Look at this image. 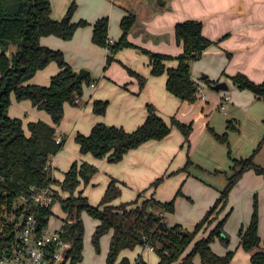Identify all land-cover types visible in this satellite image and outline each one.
Wrapping results in <instances>:
<instances>
[{
  "label": "trees",
  "instance_id": "16d2710c",
  "mask_svg": "<svg viewBox=\"0 0 264 264\" xmlns=\"http://www.w3.org/2000/svg\"><path fill=\"white\" fill-rule=\"evenodd\" d=\"M3 3L0 4V44L11 40L19 45V50L13 56V62L3 54L0 57L2 82L0 85V198L5 202L9 198L8 205L14 198L21 194H29L34 191L57 184L63 191L69 192L64 197L57 190V202L67 213L63 219L61 237L70 241L71 246L66 250L64 264H78L84 257L85 223L82 213L88 212L99 220L93 233V242L99 249L102 236L112 231L110 248L107 256L108 264H115L124 249L136 246H151L159 255L160 260L156 264H195L194 257L199 254L202 264H230L234 250L226 254H218L211 243L220 238L229 242V237L224 235V226L232 209L220 218V214L226 209L229 196L234 186L243 174L253 169L258 174H264V166L256 161V155L264 145V137L258 147L248 157L236 158L232 156L230 147V130H238L236 122L228 120L227 130L219 133L210 127L214 137L228 147V154L232 159L233 174L229 176L228 183L220 192V195L203 217L192 228L188 229L182 224L171 225L166 220L167 212H174L175 200L182 193V186L177 194L170 200L162 201L153 195L159 185L167 176L175 171L163 174L152 181L148 188H152L153 195L144 198L143 190L138 193L136 199L122 201L114 204V201L122 195L121 184L125 182L112 178L104 195L98 204L90 202L81 185H88L98 172V167L88 161H74L65 172V178L59 180L54 177L51 170L46 169L49 159L57 154L64 146L66 136H62L60 142L57 125L61 123L65 115V104H79L77 96L84 91V83L90 84L92 76L89 73L78 83L72 84L76 79V70L65 57L61 49L42 45L41 38L46 35H56L63 39H71L80 26L89 24L85 19L73 21L72 17L77 7L74 1L61 19L52 17L51 0H20V8L15 13H9ZM138 22V14L133 8L121 20L122 35L113 44L109 42L110 18L103 16L96 20L93 26L92 39L95 43L107 47V64L109 66L116 60V53L126 47H140L133 43L129 36L133 27ZM176 38L183 45V52L177 57L178 65L168 67L166 60L172 59L170 54L153 52L141 48L150 56L152 74H168L167 88L182 100L194 102L197 99V80L192 76V63L199 59L203 51L213 43L203 33V23L199 20H185L175 26ZM51 61H56L59 71L51 77L48 85L31 83L29 80L36 72L46 67ZM132 75L138 77L140 89L146 84L147 77L138 74L132 68L126 66ZM241 89H249L255 96L264 101V81L256 82L243 72H237L229 76ZM209 84L212 81L205 78ZM17 100L29 99L39 109L50 114L53 124L44 120H33L25 127L21 117H13L9 114L12 103L11 95ZM107 100H95L94 111L104 114L108 107ZM148 116L145 121L134 130H127L123 126L108 125L97 122L89 134L78 133L76 141L83 153H92L98 158H107L110 161H119L131 149L139 147L148 140H160L172 131L173 126L178 127L188 147L187 163L178 171H188L194 164L189 154L190 135L193 131V122L185 123L175 115L169 121L158 114L153 104H148ZM158 211L162 212L159 213ZM53 206L43 207L37 210L38 231L41 232L48 226ZM215 226L206 236L197 238L198 234L206 230L211 224ZM260 212L259 201L255 198L254 211L247 226L239 229L241 237L240 245L247 251H252L251 260L254 264H264V247L259 234ZM15 234L11 227L0 234V252L6 246H12ZM192 248L188 251L189 247ZM57 245L52 243L50 250L55 252ZM118 264H151L142 255L135 261L124 256Z\"/></svg>",
  "mask_w": 264,
  "mask_h": 264
},
{
  "label": "crops",
  "instance_id": "0c3cea01",
  "mask_svg": "<svg viewBox=\"0 0 264 264\" xmlns=\"http://www.w3.org/2000/svg\"><path fill=\"white\" fill-rule=\"evenodd\" d=\"M74 1L77 7L72 17L73 21L85 19L89 24L80 26L74 36L68 40L56 35H46L41 38L42 45L61 49L68 62L76 70L85 68L92 76L90 84L84 83V91L80 96L79 104L67 102L64 118L56 126L58 135H65L66 140L63 148L53 155L54 176L63 180L65 172L76 160L93 163L98 167V172L90 184L81 185L79 189L83 190L91 203L98 204L112 178H117L126 183L121 184L122 195L114 201V204H119L126 198L138 196V193L145 189L140 202L144 198L152 196L153 189L148 188L152 181L163 174L175 171L174 174L165 178V182L157 188L153 195L157 199L167 201L169 196L164 193L167 190L166 185L170 183L171 186L175 182L172 190H177L182 181V175L187 176L188 174V179H184V181L186 180V186H184L186 194L201 196L198 209H193V211H197L196 216L188 222V218L176 213L178 205L174 212H167L165 215L171 225L183 224L192 229L218 198L221 189L212 184L200 182L188 171H178L188 160L185 137L178 127L174 126L170 134L163 139L148 140L139 147L128 151L121 160L113 162L107 158H98L92 153H83L76 141V135L78 133L89 134L97 122L123 126L129 131L134 130L147 118L148 104H153L158 114L167 121L175 115L185 123L193 122L189 149V154L193 157L195 150L202 147L203 141L211 142L212 146L218 148L219 146L213 142L215 140L227 147L226 144L214 137L210 127L219 133L221 130L226 131L228 120L231 119L238 126V130H230L232 134L240 131L244 120L250 119V117L258 119L264 125V101L258 99L253 91L239 88L229 77L237 72H243L256 82L264 81V0H51L52 17L63 18ZM130 8L137 12L138 22L133 27L129 38L140 47L120 49L116 53V60L106 67L108 48L93 41L94 23L97 19L108 16L110 18L109 36L117 41L122 35L121 20ZM190 19L201 21L204 35L213 41L203 51L201 57L192 63L193 78L202 80L206 85V97L197 98L194 102L182 100L172 94L167 88L168 74H152L150 56L141 49L145 48L153 52L172 55L173 58L166 60V64L168 67H176L178 65L177 57L183 52V45L177 41L175 26L179 22ZM126 66L147 77L146 84L141 89L138 77L132 75ZM58 71V63L51 61L46 67L38 70L29 82L48 85L51 77ZM203 74H207L208 79L212 81H226L229 89H212L207 80L203 78ZM93 82H96V86L92 85ZM226 93H229L231 98L226 103V109L223 110L220 104ZM11 98L9 114L13 117H21L25 127L30 121L40 119L53 124L50 114L39 109L31 100H17L14 94L11 95ZM95 100L109 102L104 114L94 111ZM218 111L219 113H216ZM220 111L225 116L224 118L220 115ZM232 156L234 157V155ZM229 158L232 161L230 156ZM256 161L260 164L264 163V146L257 153ZM195 162L198 161L195 160ZM229 167L232 168V164H229ZM61 172H64V175ZM256 174L253 169L243 174L230 193L231 202L220 214L222 218L229 209H232V216L230 215V219L224 226L230 232L234 233L237 229L239 230L243 219L249 222L252 213V209H248L245 217H240L234 222L231 221L237 213L236 210L234 211L235 207L232 206L234 191L237 190L239 193L246 186L248 188L251 186L252 191L258 188L260 194H264V182L261 178L258 182L255 181V184L247 185L245 183L248 179L258 178ZM100 186L102 187L101 192H95L96 189H100ZM54 188L64 197L69 195V192L63 191L57 184H54ZM263 194L259 226L262 247H264ZM184 202L185 200L182 201V204ZM56 205L60 206V214L57 213L59 218L54 217L55 213L51 215L48 226L52 230L61 229L63 219L67 216L60 202L53 205V212L58 208L55 207ZM82 215L86 222L87 217H90L94 232L99 220L86 211ZM215 223L201 231L197 238L206 236ZM112 233L110 231L102 236V238L105 235L109 236V248ZM217 239L211 243L214 251L224 255L229 250H235L230 264H239L238 254L242 251L240 248H243L240 245V235L237 237L238 241L236 239L227 250L220 242H216ZM192 246L193 244L188 251ZM243 250L245 252H241L242 255L254 264L251 260L252 251H246L244 248ZM138 255H142L151 264H156L160 260L159 255L151 246H136L124 249L115 264H118L124 256L135 261ZM105 256L101 255L94 260L93 264H105L108 253L106 258ZM182 261L183 258L174 264ZM80 263L81 261L78 264ZM194 263L202 264L199 254L194 257Z\"/></svg>",
  "mask_w": 264,
  "mask_h": 264
},
{
  "label": "rangeland",
  "instance_id": "374dc122",
  "mask_svg": "<svg viewBox=\"0 0 264 264\" xmlns=\"http://www.w3.org/2000/svg\"><path fill=\"white\" fill-rule=\"evenodd\" d=\"M17 47L18 46L16 45V48ZM220 112H221L220 115L223 116L222 111ZM216 113H219V111ZM224 117L225 116H223V118ZM219 129H223V128H219ZM223 131L224 130H221L220 133H222ZM230 135L232 136V138ZM229 137H230V142H231L230 147H231L232 155H234V157L236 158L248 157L254 152V150L258 147L259 143L263 139L264 125L260 123V121H258V119L254 117H250V119L246 118L244 120L243 126L240 128V131H237L232 134L229 132ZM213 142H215L216 146H219V147L217 148V147L212 146L211 142L206 143L205 141H203L202 147L195 150L193 157L190 156L195 164H192L189 166L188 172L191 173V176L193 175L198 180H200V182L205 183V184H212L213 186L220 188L222 191L228 183L229 176L233 174V169L229 167V164H232V161L230 160L229 155H228V147L216 142L215 140H213ZM194 159L197 160L198 162H195ZM197 164H199L200 166H198ZM262 164L264 166V163H261V165ZM217 169L219 170L217 171ZM61 174L64 175V172H61ZM256 175L258 176V178L248 179L245 181V183L247 185L249 183L255 184V181L258 182L259 178H261V180H263L264 182V174L257 173ZM187 176H185L184 174L182 175V181H181L182 184L180 183L177 187L178 188L177 190H179V188L182 186V193L177 195L176 200H175V204H176L175 206L178 205V211L176 213H178L179 216L188 218V222H190L192 221L194 216H196L197 211H193V209L195 208L198 209L199 198L201 196L200 195L197 196L196 194L194 196L186 194L185 192L186 188L184 187L186 186L185 185L186 180L184 181V179L185 178L188 179ZM165 180L162 183H164ZM173 186H175V182H173L171 186H170V183H168L166 185L167 190L164 191L165 195L169 196L168 198L169 200L172 199L178 192L177 190H174V191L172 190ZM99 188L100 189H96L95 192L100 193L102 190V187L100 186ZM250 188L251 186L249 188L246 186L239 193L237 190L234 191V195H233L234 200L232 202L233 203L232 206L235 207L234 211L236 210L237 213H236V216L231 219V221L234 222L235 220H238V218L240 217L241 218L245 217L246 211L248 209H252V213H251V216H252L253 211H254V202H255L256 197L258 198V201H259V212H261V199H263V196H262L263 193L260 194V190H258V188L253 191ZM136 196L134 195L133 197L126 198L123 201H131L133 199H136L137 198ZM177 198H178V201H177ZM183 200H185V202L182 204ZM92 202H94V200H92ZM229 202H231L230 196H229ZM55 207H58V205H56ZM54 213H55L54 217L59 216L58 214H60V206L57 208V210H55ZM231 216H229L228 219H230ZM87 218H88L87 222L84 221L85 223L84 257H83V261H81L80 264H93L94 260L99 258L101 255L105 256L106 254L107 256L108 248H109V236L107 235L101 238L99 249L95 246L93 242V236H92V233H94L92 230V220L89 219L90 217H87ZM249 222H247L246 219H243L240 227L242 225L247 226ZM182 226L184 225L182 224ZM184 227L188 228L186 226ZM188 229H191V228H188ZM224 232H225L224 235H227L229 237V242L227 243L226 241H223L219 238L217 239L216 242H220V244L223 245L224 248L227 250V248L230 247L232 243L237 239L239 235V230L237 229L233 233V232H230L228 229H225L224 227ZM236 241H238V239ZM240 249H242L241 252H245L243 248H240ZM241 252L238 254L239 256L238 263L239 264H252L250 259L247 260L242 255ZM105 264H108L107 261H105Z\"/></svg>",
  "mask_w": 264,
  "mask_h": 264
},
{
  "label": "built area",
  "instance_id": "2783aa9c",
  "mask_svg": "<svg viewBox=\"0 0 264 264\" xmlns=\"http://www.w3.org/2000/svg\"><path fill=\"white\" fill-rule=\"evenodd\" d=\"M109 42L113 44L115 40L110 38ZM92 85L96 86V82ZM205 88L202 80H197V98L206 97ZM230 98L229 93L223 95L220 104L223 110L226 109ZM79 101L80 96H77L76 102ZM56 139L60 142L62 136L58 135ZM52 159L53 156L49 159L46 169L51 170L54 176ZM31 189L33 192L18 195L10 205L9 198L5 202L0 198V234L5 233L9 227L15 234L12 246H6L0 252V264H64L67 259L66 250L71 246V242L62 239L63 228L52 230L47 226L41 232L38 231L37 210L51 207L57 202L54 184L37 191H34V187ZM52 243L58 246L55 252L50 250Z\"/></svg>",
  "mask_w": 264,
  "mask_h": 264
},
{
  "label": "water",
  "instance_id": "95a60500",
  "mask_svg": "<svg viewBox=\"0 0 264 264\" xmlns=\"http://www.w3.org/2000/svg\"><path fill=\"white\" fill-rule=\"evenodd\" d=\"M1 3L4 4V8L9 12V13H15L18 11L20 8V0H0ZM18 46L16 48V45ZM19 50V45L17 43H14L13 41L9 40L5 44H0V57L1 55L5 54L10 58L11 63L13 62V56L14 54ZM89 74V71L85 68H81L77 74L76 79L72 82V84L78 83L81 79L86 77ZM4 75L2 74L1 71V66H0V85L2 82V77ZM203 78H208L207 74H203ZM209 86L212 89L215 90H228L229 85L226 81H219L216 83H211Z\"/></svg>",
  "mask_w": 264,
  "mask_h": 264
},
{
  "label": "flooded vegetation",
  "instance_id": "af4514ba",
  "mask_svg": "<svg viewBox=\"0 0 264 264\" xmlns=\"http://www.w3.org/2000/svg\"><path fill=\"white\" fill-rule=\"evenodd\" d=\"M0 4H1V2H0ZM2 5H4V4H2ZM0 13L2 14V13H3V11H0Z\"/></svg>",
  "mask_w": 264,
  "mask_h": 264
}]
</instances>
